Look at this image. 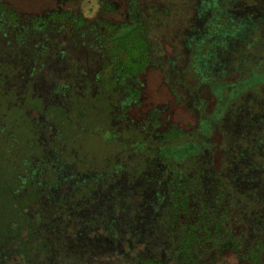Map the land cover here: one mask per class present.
<instances>
[{
    "label": "trees",
    "instance_id": "trees-1",
    "mask_svg": "<svg viewBox=\"0 0 264 264\" xmlns=\"http://www.w3.org/2000/svg\"><path fill=\"white\" fill-rule=\"evenodd\" d=\"M99 2L100 14L121 11L127 19L119 23L102 19L96 24H90L84 15L77 14L79 10L62 11L58 7L49 8L47 4L39 9L38 15L27 12L24 15L0 0V31L6 34V30L9 29L26 41L32 36L40 35V38H44L45 45L34 51L42 59L57 50L64 54L66 50L71 52L68 72L72 78L74 77L71 79L73 85L80 80L83 81L75 78L84 76L94 77L98 84L110 88L113 83L119 84L121 79L139 75L151 61H162L164 72L167 74L165 67L170 65V55L165 54V45L169 44L173 46V51L179 54L178 62L182 71L178 76L180 79L169 80L181 87L180 84L186 82L185 80H190L188 76L191 78L198 72V69H193L189 63L186 53H183L182 38L193 41L194 37L189 36L192 31L190 33L187 31L184 35L183 32L192 27L204 31L203 29L210 24V15L215 20H227L229 17L234 20L239 17L246 23L252 19L258 21L253 41L244 42L240 38H235L227 45L226 50H222L221 47L214 50L223 54L226 65L233 67L234 60L236 63H242L238 68H242L241 73L246 74L252 70L254 61H259L264 56L263 52L252 49L258 41L264 42V0H99ZM200 3L201 10L198 7ZM30 20L33 22L32 25H28ZM22 26L25 30L18 31V27ZM179 26L180 31L176 28ZM26 48L28 50L29 47ZM9 69H12V72ZM14 69L5 62L0 64V78L4 75L9 78L0 80L6 84L10 83L11 86L7 91L0 89L2 98L0 107L4 105L9 111L8 116L11 115L10 125L6 122L8 129H17L18 125L29 128L28 134L26 133L28 136L23 139L29 149L23 157L29 158V154L39 152L42 147H37L33 143V128L30 127L27 117L21 114V119L16 120V111L20 110V113H23L29 103L26 101L22 108H18L12 100L16 89L11 84L15 83L16 79L10 78L17 72V69ZM169 69L171 71L168 70V75L175 76L172 65ZM233 70L237 71L236 68ZM91 71L93 77H90ZM259 71L257 72L260 74L264 73V68ZM84 80L85 87L81 90L83 96L76 97L79 102H74L75 105L70 112L63 110L60 119L58 118L61 134L57 138L64 143L66 141L63 147L67 146L65 154L68 155L66 160L70 165L69 171L77 179L72 177L74 182L68 180L71 188L67 195L62 196L63 200H51L50 213L53 220L50 221L53 223V241H80V248L75 250L76 256L93 249L92 243L85 247L89 243L87 241H100L102 260L113 247V244H106L105 241H135L136 244L141 240L148 242L147 246L150 249L153 248L155 241L157 244L164 241L163 246L169 253L168 258L163 260L151 252L139 251L140 248L129 252V245L124 242L120 245L122 252L113 258L118 264H215L216 259L231 252L238 254L248 264H264L261 256L264 252V116L257 118L246 112L228 114L225 104L220 102V97L216 93L225 84L219 82L216 87H210L216 99L214 111L212 113L201 112V109L192 111L197 121L193 131L186 133L181 129L172 128L164 131L153 146L149 143L151 138L132 146L144 154L142 161L145 156L159 157L166 166L162 175L170 177L164 188L158 187L162 193H157L152 201L146 200V204L152 207L148 208L144 224L140 225L135 218L139 210L134 211L133 223H129L130 221L125 223L121 215L101 210L98 224H93L95 219L92 217L98 214L88 209L99 196L96 197L95 190L100 188V184L108 182L107 176L111 173L105 178L99 169L101 162L98 157L89 148L84 149L87 140L91 139L90 135L96 134L97 128L91 130L90 127L97 126L99 116L102 115L99 111L101 103L96 97L92 99L90 95L94 88L92 79ZM202 85L203 82H199V86ZM181 93L187 105L190 98L183 90ZM258 101L255 109L262 107L264 110V95L260 96ZM202 102L205 104V101ZM76 115L80 118L81 127L75 123ZM83 120H91L94 124L89 126ZM101 130L108 133L107 138L103 140L98 138L104 148L105 144L117 147L133 143L127 141L125 144L120 134L110 128ZM5 141L9 145L14 144V139L9 135ZM190 142L196 143V150L180 156L177 161L161 154V148L182 146ZM19 144L17 139L16 145ZM9 145L4 150V158L8 165L13 163ZM22 160L23 158L17 163H21ZM156 171L157 169L145 160L142 165H136L132 172L127 170L122 173L120 167L118 173L122 174H117V177L125 174L124 177L135 183L138 179L134 178L137 177L134 174H140L146 177L147 181L153 182L158 176ZM118 181L115 179L112 183ZM20 185L27 183L17 179V184L11 189L10 195L13 200H19L21 203L22 216L9 218L12 222L6 223L3 241L18 239L20 241L18 249L21 258L24 259L22 263L29 264L32 260L28 257L33 253L41 251L46 254L40 241L50 240L49 220L40 211L29 213V206L35 204L37 194L32 196L30 190L26 194H18ZM121 187L118 186L119 189L116 191L121 190ZM154 187L156 185H153ZM124 193L126 195L123 202L127 204L129 197L135 194L133 190ZM112 215L115 216L113 219ZM31 241L37 242L35 247ZM127 254L136 255V258L126 262ZM28 260L30 262H27ZM52 264H83V260L78 257L59 260L53 258Z\"/></svg>",
    "mask_w": 264,
    "mask_h": 264
},
{
    "label": "rangeland",
    "instance_id": "rangeland-1",
    "mask_svg": "<svg viewBox=\"0 0 264 264\" xmlns=\"http://www.w3.org/2000/svg\"><path fill=\"white\" fill-rule=\"evenodd\" d=\"M62 1L63 2L60 3L59 0H57V2L55 0H3L6 5L11 6L18 12H22L24 15L26 12L38 15L39 9L47 4V7L49 8L58 7L59 10L62 11L68 9L74 11L79 10L77 14L84 15L90 24H96L100 20L102 21V19H108L113 23H119L127 19V16L121 11L113 12L112 14L106 12L100 14L99 0ZM198 7L201 10V3ZM195 9L196 14L198 15L197 8ZM218 13L219 12H217V14ZM210 18V24L206 29H203L204 31H201L199 28L193 29L192 27L183 32L184 35L185 32L188 31V33H190L192 31L189 36L194 37V39H192L193 41H190L188 38L189 41L186 38H182L183 53H186V57L190 60L189 63L193 66V69L197 68L198 72L193 74L191 78L188 76L190 80H185L186 82L182 84H180L181 82L179 80L181 87L176 86L175 83L169 80L180 79L178 76L182 73L178 62L179 54L175 53L173 51V46L169 44L165 45V54L169 53L170 55V65L165 67L167 74L163 71L165 69L163 67L162 69L159 68V63L154 61V66L148 68L143 74L142 79H123L125 82L121 79L119 84L113 83L110 88L98 84V81L92 79L91 83L94 88H92V94L90 95H92V98L96 97L95 95L100 97L97 99L101 103L99 111L102 115L99 116L98 127L91 126L94 124L91 120H83V122L91 126V130L97 128L95 129V133H99L100 135H93L90 133L91 139L86 137L88 143L86 142L84 149L86 150L89 148L98 157L97 159L101 162L99 169H101V172L103 173L101 174L105 175V178L111 173V175L107 176L108 182L104 185L100 184V188L95 190L94 193L96 197L97 195L99 196L94 203L95 205H91L92 207L88 209V211H94L97 213L98 217L102 214L100 212L101 210L102 212L109 211L110 213L121 215V217H123L122 221L125 223H128L129 221V223H133L134 211L139 210L138 215H136L135 218L139 221L138 223L140 225L144 224L145 216L148 215L146 213L149 212L148 208L152 207L146 204V200H154L155 195L157 193H162L161 189L164 188L167 181L170 180V177L162 175L166 166L159 157L148 156L149 158H147V156H145L146 158L142 161L144 154L139 152L140 150H136L132 145L116 147L105 144V148L101 145L100 139L103 140L104 138H107L108 135L106 131H102L101 129L113 128L111 125L112 123L107 119V114H109L113 108V115L118 113L117 108L120 109L121 107V111H125L126 105H128L127 108L132 109L135 107L134 97H136L142 102L140 106L143 110H133L134 112H138L137 116L133 119L136 121L134 124L137 123L140 125L142 121L145 120V117H147V111L156 110L158 112L157 115L160 116L161 119L159 123L161 122L160 124H162V126H159L158 128L159 131L177 128L186 133H190L197 126L195 114H193L192 111L195 112L201 109V112L212 113L214 111L216 99L214 98L210 87H216V85L221 82L225 85L221 84L222 86L216 93L220 97V102L225 104L228 114H235V112L242 114V112H246L248 114H253L257 118L264 116V110L262 107L257 110L255 109L258 98L264 95V73L260 74L257 72L264 68V56L263 58H260L259 61H254L252 65L253 68L251 67V73L246 72V74H242V68H238L241 67L242 63H236L234 60L233 67L226 65V61H223V54L214 52V50H218V47H221L222 50H226L227 45L235 38H240L244 40V42L253 41L254 37H256L255 31L258 26V21H256V19H249L250 21L246 23L239 17L234 20H231L232 17L227 18V20H215L212 15H210ZM18 28V31L25 30L23 26ZM176 28L180 31L181 26ZM6 32V34H3L2 31H0V64H4L5 62L10 67L13 66V68L17 69V72L12 78H10L16 79L15 83L11 84L16 89L12 96L13 102L20 103L25 100L27 96L32 98L40 97L43 98L48 105H52L53 103L65 104L68 106V112H70L73 107L72 105L75 104L74 102H78L76 97L82 95L81 90L85 87L84 79L83 81L80 80L79 82H76V85L72 84L73 80L71 79L74 77L72 78L68 72L72 53L66 50L67 52L64 54L62 52L59 53L57 50L54 53H50L45 59H42L41 56H37L38 54L35 51L37 48L39 49L45 45L43 37L40 38V35H35L34 37H30L27 41L25 40L24 43H21L18 41L20 38L16 36L17 34L15 32L13 33L9 29L8 31L6 30ZM200 34H202V37H200ZM256 40L258 41L259 39L257 38ZM26 46L29 47L28 50ZM252 49L254 51H261L264 54V42L258 41V44L254 45ZM238 55L235 57L236 59ZM171 65L174 68L172 71L176 74L173 77L168 75V70H170L169 68ZM234 68H236L237 71H234ZM9 70L12 72V69ZM253 72H257V74H253ZM251 74H253V76ZM91 75L92 71L90 77H93ZM0 79L9 78L7 75H4ZM70 80L71 82H69ZM199 82H203V85L199 86ZM29 83H31L30 86ZM169 83L172 84V86ZM9 85L10 83L6 84L0 80V89L7 91V89L11 87ZM30 87L32 88L29 90ZM119 87H121L123 92ZM128 90H135V96H131V93L128 92ZM182 90L190 98L187 105L186 101L184 102L185 98L181 93ZM202 101H205V104H203ZM28 103H30V100ZM35 104L36 103L33 101V105ZM42 107L38 113H35L36 111L29 107L28 114L30 115L28 117L33 121L41 120L40 122L42 125L47 124L49 130H51L50 133L53 135L56 133L57 126H55L54 119L51 117V111H47L46 107L45 109ZM239 109H241V111ZM7 114H9V111L5 106L3 105L0 107V130H3L6 133V136L9 135V130L6 125H10L9 123L11 119V115L8 116ZM15 114L20 116L19 110L16 111ZM102 117H105L106 119L103 120ZM116 121V123L119 122L118 119ZM75 123L81 127V121L78 116L75 117ZM119 125L120 124H116V131L122 130ZM100 126L102 127L101 129ZM63 129H66V127H63ZM137 129L138 130H134V132L123 134V138L130 142H135L138 140L137 133L140 134V128L137 127ZM27 130H29V128L26 126H17L16 135L18 136L20 144L16 145L10 143L11 145L9 146L12 153L13 163L9 165L4 158L6 142L0 136V258L4 255L6 256V258H4L6 262L11 261L13 264H24L22 263L24 259L21 258L20 250L18 249V243H20V241H18V239L15 240L14 238L10 239L12 241H3L6 232L4 228H7L8 222H12L10 220L12 219V216L16 218L22 216L21 203L19 200H13L10 192L13 186L17 184L19 168H15L16 162L24 158L23 156L29 150L23 141L24 137L28 136ZM91 130L90 132H92ZM19 135L21 138H19ZM21 144H23V146ZM134 146H136V144ZM196 147V143L190 142L182 146L161 148V154L177 161L180 159V156H185L188 153L195 151ZM31 151L32 150H30V152ZM145 160L149 161L150 165L158 171V176L155 178V181L149 182L146 177H142L140 174H134L137 176L134 178L138 179L135 183H132L133 181L129 180V178L124 177L125 174L120 178L117 177V174L121 175L127 170L132 172L135 170L136 165H142ZM26 166L23 168V172L19 176L26 177V174H31L30 171L32 170V167L30 168L28 165ZM34 167L37 169L36 166ZM120 167L122 168L121 174L118 173ZM106 169H108V171ZM32 171L36 173L35 169ZM60 173L63 176L68 175V173L62 170V168ZM58 177L62 179L64 178L61 176ZM27 178L25 180L21 178V181L26 184ZM65 179L67 180L69 178L65 177ZM115 179H118L119 181L112 183ZM35 184H37V186L43 185H38L39 182H37V180ZM120 185L122 186L121 190L116 191V189H119L118 186ZM153 185H156V187L153 188ZM20 187L21 189H19V187V190L17 189L18 194H26L27 189L22 185H20ZM158 187L161 189H158ZM70 188L68 180L63 181L61 179H55L52 182H44V187L42 188L43 191L40 194H37L35 204L29 206V213L40 211L43 216L47 217L49 220L48 234L50 239L49 241H40L46 254L41 253V251L33 253L28 257L32 260L29 264H52L53 258L57 260L68 259L71 257L74 258L75 250L77 251L80 248V241H53L52 239L53 223L50 219L53 220V216L50 213L52 207L51 200H63L62 196L67 195ZM128 190H133L135 196L129 197V202L125 204L123 202V197L126 193L124 192ZM103 202H105V204H102ZM132 206H134V208ZM31 243H33V246L35 247L37 242L31 241ZM153 248L151 253L154 254L155 250ZM38 250L42 249L38 248ZM261 256L264 259V252ZM27 262L30 261L28 260ZM215 264H248V262L244 261L238 256V254L231 252L216 259Z\"/></svg>",
    "mask_w": 264,
    "mask_h": 264
},
{
    "label": "flooded vegetation",
    "instance_id": "flooded-vegetation-1",
    "mask_svg": "<svg viewBox=\"0 0 264 264\" xmlns=\"http://www.w3.org/2000/svg\"><path fill=\"white\" fill-rule=\"evenodd\" d=\"M32 20L29 21V25H32ZM22 24V22H21ZM27 24V23H26ZM21 43L25 42V39H20L18 40ZM81 59L79 58V61ZM166 62V61H164ZM163 62V63H164ZM154 61H151V63H149V65L137 76H133V77H127L124 79H142L143 74L148 70V68L153 67L154 66ZM159 65L158 67L162 69L163 66L162 65V61L158 62ZM161 64V65H160ZM164 71V70H163ZM164 73V72H163ZM76 79V78H75ZM77 79H95L93 78H85L84 76L82 77H77ZM123 82H125L123 80ZM121 89V87H119ZM122 91V89H121ZM132 91V92H131ZM123 92V91H122ZM128 92L131 93V96H135V90H128ZM143 93V92H142ZM83 96V94H82ZM96 98H100L98 97V95H95ZM103 96V95H102ZM101 96V97H102ZM29 97V96H28ZM105 97V96H104ZM93 99V98H92ZM106 99V98H105ZM134 104L135 107H133L132 109L127 108L128 105H126L125 107V111H121V107L120 109L117 108L118 113L117 114H112V111L114 110V108L109 112V114H107V119L108 121H110L113 126V128H111L110 130H112L113 132L120 134L121 136V140L126 144L127 143V139L123 138V134H127L129 132H134V130H138L137 127H139V132L140 134L137 133V137L138 140H136L133 143H129V145L134 146L135 143H144L145 141H147V139L151 138V141H149V143H152L150 146H153V144L155 145L156 142L159 140L161 134L164 132L159 131L158 128L159 126H162V124L159 123V121H161L160 116L157 115V111L156 110H151V111H147V117H145V120L142 121V123L139 125L137 123L134 124L133 119L135 118V116H137V111H133L135 109L137 110H143L142 107L140 106V104L142 102H140L138 100V98L134 97ZM1 100L2 98L0 97V104H1ZM30 103L28 104L27 108L24 109L23 113H20V116L17 115L16 120L21 119V114H23L24 116L27 117V119L30 122V127L33 128V143H35L37 145V147H42L41 150L39 152H34L32 154H30L29 158L24 157L23 160L21 161V163H17L16 162V166L15 168H19V173H18V179L23 178L24 180L27 178V185H22L23 187H25L27 189V192L30 190V194L32 193L33 195L36 194H40L43 191V187H44V182L46 183L47 181L52 182L55 179H61L63 181H67V180H73L71 179L72 177L77 179V177H75L73 175V173H71L69 171L70 165L68 163V161L66 160L68 158V155L65 154V151L67 150V146L63 147L66 144V141L64 143V141H62L61 139H58L57 136H60L61 134V126L59 125L58 122V118L60 119V113H62L63 110H65L66 112L69 111L68 106H66L65 104H61V103H53L52 105H48L45 103V101L43 100V98L40 97H34V98H25V100L21 101L20 103L17 102L15 103V106L18 108H22V106L24 104H26V101H29ZM98 100V99H97ZM138 100V101H137ZM33 101L36 103L35 105H33ZM99 101V100H98ZM107 101V100H106ZM79 102V101H78ZM140 102V103H139ZM75 104H73L72 106L74 107ZM43 106V107H42ZM32 108V110H35V113H38L41 110V107L45 109H47V111H51V117L52 119H54V124L55 126H57V130L56 133H54L53 135L50 133L51 130H49V128L47 127V124H43L40 122L41 120H35L33 121L31 118H29L28 116L30 114H28V109ZM50 107L52 109H50ZM73 107L71 108V110L73 109ZM133 111V112H132ZM156 111V112H155ZM7 113V112H6ZM8 115V114H7ZM1 116V115H0ZM77 117V116H76ZM118 119V123H116ZM163 120V119H162ZM116 124H120L119 127L122 130H117L115 129ZM9 130V137H11L12 139H14V144H16V141L18 139V136L16 135V129L12 128V129H8ZM136 134V133H135ZM0 136L3 138V140L5 141L6 135L5 132L3 130H0ZM6 142V141H5ZM130 142V141H129ZM6 146L5 148L7 147ZM64 156V157H63ZM67 157V158H66ZM49 158V160H48ZM28 165L32 170L35 169L36 173L34 171H30L31 174H26V177H21L19 175H21V173L23 172V168H25V166ZM36 166L37 169L34 167ZM27 167V166H26ZM61 168L62 170H64L66 173H68V175L63 176L60 172H61ZM58 176L64 177L59 178ZM65 177L69 178V179H65ZM39 182L38 185L43 184L42 186H37V184H35V182ZM44 180V182H43ZM42 182V183H40ZM74 182V180H73ZM26 192V193H27ZM114 216H111V219H113ZM95 221L93 222V224H98V216L94 217ZM89 242L85 247H88V245L90 243H92L93 245V249L90 251H86V252H81L78 256L74 255V258H79L80 260H83V264H118L117 260H114V256H116L117 254H120L122 251L120 250V245L124 242L128 243L129 245V252L130 251H135L134 249H139V251L141 252H152V248L150 249L147 246L148 242L145 241H137L135 244V241H105L106 244H113V247L111 248V252L104 257V260H102V256H101V249H100V241H87ZM102 242V241H101ZM164 245V241H162V243L157 244V241L154 242V250L155 253L154 255L157 257L162 258L163 260L168 258L167 256L169 255L168 250L166 247L163 246ZM84 247V248H85ZM86 250V248H85ZM1 255V254H0ZM125 257H127V259L125 260L126 262H128L129 260H132L134 258H136V255H130L127 254L125 255ZM6 258V256L3 255V257L0 258V264H13L11 263V261L6 262V260L4 259ZM21 264V263H18Z\"/></svg>",
    "mask_w": 264,
    "mask_h": 264
}]
</instances>
